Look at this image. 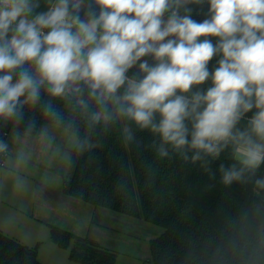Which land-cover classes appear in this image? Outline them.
Instances as JSON below:
<instances>
[{"label": "clouds", "instance_id": "9594fccd", "mask_svg": "<svg viewBox=\"0 0 264 264\" xmlns=\"http://www.w3.org/2000/svg\"><path fill=\"white\" fill-rule=\"evenodd\" d=\"M83 2L56 0L32 16L31 0H0V118L36 105L41 88L59 98L86 88L99 109L93 121L107 123L114 112L149 129L160 137V157L169 156L170 145L194 150L196 161L233 142L241 168L220 165L226 186L264 163V0H207L210 16L202 22L179 14L190 0H95L99 13L89 11L86 20ZM138 62L142 77H129ZM208 80L206 91H192ZM253 109L249 130L234 132ZM6 148L0 141V152ZM255 183L264 188V177Z\"/></svg>", "mask_w": 264, "mask_h": 264}, {"label": "trees", "instance_id": "16d2710c", "mask_svg": "<svg viewBox=\"0 0 264 264\" xmlns=\"http://www.w3.org/2000/svg\"><path fill=\"white\" fill-rule=\"evenodd\" d=\"M209 7L204 0L193 6L189 16L202 22L210 16ZM89 11L98 15L95 0H84L81 19H88ZM209 39L218 42V38ZM220 58L217 54L209 62L210 72ZM142 60L155 63L151 56ZM127 74L141 78L139 62ZM210 86L208 80L192 91H206ZM80 99L87 103V109L78 103ZM98 110L86 88L82 95L65 98L52 97L41 88L36 105H23L19 117L0 118V141L6 144L14 129L35 135L45 123L75 132L77 142L71 149L63 193L162 226L164 230L151 240L154 264H264V188L255 183L264 177V163L254 173L246 170L240 181L226 186L221 182L220 165L241 168L233 142L218 156L201 153L196 161L192 160L194 150L186 147L176 151L170 145H165L169 156L160 157L158 134L141 130L114 112L109 122L97 123L92 113ZM255 111L245 113L234 132L249 130ZM186 123L191 129V122ZM125 128L131 129L133 140L127 139ZM7 154L6 150L0 152V163L5 162ZM43 221L49 226L51 240L60 247H69L72 260L116 264V253L88 235ZM40 245L41 241L25 244L0 229V264H49L39 258Z\"/></svg>", "mask_w": 264, "mask_h": 264}, {"label": "rangeland", "instance_id": "374dc122", "mask_svg": "<svg viewBox=\"0 0 264 264\" xmlns=\"http://www.w3.org/2000/svg\"><path fill=\"white\" fill-rule=\"evenodd\" d=\"M76 142L75 132L54 123L43 124L35 135L10 132L8 154L0 163V229L28 245L41 241L39 258L49 264L83 263L51 240L43 220L113 250L116 264H154L151 240L162 226L63 193Z\"/></svg>", "mask_w": 264, "mask_h": 264}, {"label": "crops", "instance_id": "0c3cea01", "mask_svg": "<svg viewBox=\"0 0 264 264\" xmlns=\"http://www.w3.org/2000/svg\"><path fill=\"white\" fill-rule=\"evenodd\" d=\"M31 3L33 5H35V7L33 8V12H32V16H35L39 13H43V12L48 11L49 8L53 4L56 3V0H31ZM196 4H198V3H196L195 0H190V2L187 5L180 7L179 14L181 16L189 15V12L193 8V6H195ZM168 15H170V12L165 14V19H167ZM39 131H40V129H39Z\"/></svg>", "mask_w": 264, "mask_h": 264}, {"label": "built area", "instance_id": "2783aa9c", "mask_svg": "<svg viewBox=\"0 0 264 264\" xmlns=\"http://www.w3.org/2000/svg\"><path fill=\"white\" fill-rule=\"evenodd\" d=\"M45 32H47L46 30H44Z\"/></svg>", "mask_w": 264, "mask_h": 264}]
</instances>
